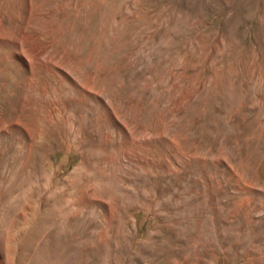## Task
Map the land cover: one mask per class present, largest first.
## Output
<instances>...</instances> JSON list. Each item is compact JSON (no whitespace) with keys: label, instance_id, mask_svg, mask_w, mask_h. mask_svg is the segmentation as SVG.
I'll use <instances>...</instances> for the list:
<instances>
[{"label":"rangeland","instance_id":"obj_1","mask_svg":"<svg viewBox=\"0 0 264 264\" xmlns=\"http://www.w3.org/2000/svg\"><path fill=\"white\" fill-rule=\"evenodd\" d=\"M0 264H264V0H0Z\"/></svg>","mask_w":264,"mask_h":264}]
</instances>
